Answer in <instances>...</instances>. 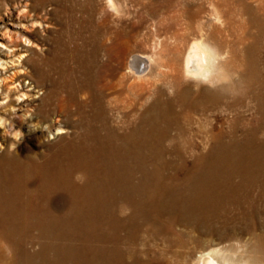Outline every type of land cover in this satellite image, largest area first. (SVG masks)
Returning <instances> with one entry per match:
<instances>
[{
    "label": "bare ground",
    "instance_id": "1",
    "mask_svg": "<svg viewBox=\"0 0 264 264\" xmlns=\"http://www.w3.org/2000/svg\"><path fill=\"white\" fill-rule=\"evenodd\" d=\"M99 1L100 0H98V2ZM76 5L77 4H75V6ZM196 8L199 9L198 7ZM107 12L108 11H106V13ZM126 14H127V11L125 9L124 15L122 17H124ZM75 15H78V14H75ZM57 16H61V15H57ZM83 17H85V14ZM92 19H93L92 22H94V18ZM201 24L203 26L202 22L199 23V25ZM101 26L102 28H104L103 25H100V27ZM90 27H87V28H90ZM192 27H193L192 21L190 20L188 21L187 19L186 22H182V29H184L185 31L187 29H190L191 30L190 34L193 33L194 36H198L199 34L195 33L196 31L194 30V28L192 30ZM138 30H139V27H138ZM185 31H183V33L178 34L180 37H182V39L188 38L186 36L187 34H185L186 33ZM81 32L83 33V31ZM58 35L56 34V38H58L57 37ZM74 35L76 36V33ZM156 35L160 36V33L156 31ZM178 35L175 33H173L172 35L165 33V35L163 36L162 42L160 43L163 44V46L169 45L168 43L164 44V42L166 40L169 42L168 39H172V38H175L176 40ZM105 38L107 39V37ZM135 38L137 39V37ZM70 41H73V39ZM126 41H127V38L125 39V42ZM116 46L117 45L115 44V47ZM140 47L142 46L140 45ZM124 48H126V46H124ZM234 50H235V47H234ZM111 51H114V50H112V47L110 46L109 50L106 51V54L111 55ZM163 51H164V48L160 50V55L158 56H156V54L149 55V54L141 53L142 51L135 52V54L133 55L131 59L130 64L128 62L129 71L131 74L135 76V78L132 80H129V78L126 79L124 78V76L121 75L122 76L120 77L121 79L120 80L118 79V82L115 83L116 86H119L120 92L119 93L117 92L118 94L113 97L108 96L109 91L106 92V89H108L109 86L107 87L108 82H104L105 76H106L104 74H103V77L101 75L99 76V78L97 77L99 81V85H98L99 89L98 91L96 90L97 93L91 94L90 92L92 90L89 91V93L91 94V100L89 101V103L86 104V107H78L75 110H73L71 106L68 105V103L62 102L63 97L59 95L60 93L57 94V97L55 96L56 98H58L57 104H60L61 108L63 107L61 111L63 114H65V116H67L64 119L63 117L62 118L60 117L59 120L62 123H64L63 124L64 127L71 130V133L59 136L56 139L57 141L55 142H57L60 145V147L52 150L50 154L46 152L48 155L45 157L44 160H41V159L39 160L37 158L32 159L30 157V160L26 162V161H23V159H18L16 157H9V155H8L9 158H0V226L3 224L6 230L10 227L12 229H15V228L21 229V227L23 226L31 225L33 227L36 225L35 227H33L34 229H37L45 233V227L47 225L48 226L50 225L51 227L47 228V232L50 231L53 233L54 231L53 227L58 228L59 226H61L58 221L63 220V224H68L64 228L62 233H59L61 234V236H63V239L68 238L66 237L67 234L68 236L72 235L75 239L78 236L83 237L82 243H78L79 241L77 240L78 242H76L74 239L70 241L74 240L75 243L74 242L73 243L71 242L68 244L59 243V242L56 243L55 240L57 241V239H59L58 237L50 240V243L48 242V244L42 241L43 242L41 243L42 244V248H41L42 255H41L39 264H176L177 261L189 256V255L185 256L186 253L184 254V252H182L184 249L181 251L176 247L177 245L182 243L184 240L183 238V236H185L184 230L179 228L181 231L173 236L166 234L167 236L165 237L164 245L161 246L159 244H156V245L154 244L153 246V243H150L148 233L146 234L144 232H141V229H144L143 228L144 226L147 227L146 231H149L151 230L150 229L151 225L159 224V220H162V222L165 221L167 223V226L168 225L173 226V224H180V225L183 224V225H189V226L192 225V226H195L196 228H199L200 231L202 232H208V233L210 232V233H213L214 235H217L219 238H224L225 236L228 237L229 235L231 237L232 232L233 233L241 232L242 234H244L243 232L247 233L249 230L247 227L249 223L246 224L245 222H243L242 224H245V225H241L240 221L238 220L239 217H237V215L235 216L230 215L231 211L228 210L230 205L235 204L239 208V210H237L238 211L237 213H239L241 209L243 211L242 213L248 217L254 214V212H260L261 205L260 206L255 205V202L258 199L264 198V142L261 143L260 140L249 136L247 133H243L244 138L242 140L238 135H236L237 133L234 130L233 132L229 133L228 136H230L231 139L229 138L228 142H222V139H221L223 136H225L224 131L222 129L223 126H221V123H220L222 121L221 120L222 115H220L221 110L224 107V104H226V106L227 105L231 106L234 103H236V101L239 100L238 99L239 96L232 98L230 96L222 95L219 91H212L208 89L207 87H203V86L197 89L191 82H185L182 76L183 61L179 64L177 62V57H178L177 55L170 57V58H167V57L164 58L162 57ZM196 54H197V50L192 49L191 55L195 56ZM114 55H116V53ZM47 56L48 55H46V58ZM105 56H102V57L104 58ZM119 59L121 60L122 58L119 57ZM126 59L123 62H125ZM42 66L43 65H41V67ZM41 67L36 66L35 68H32V72L34 73V75H36L37 77L39 76L38 80H41L42 78L47 77L46 76L47 73L42 69L43 67L42 68ZM48 68L50 67L48 66ZM111 68H113V66ZM121 73L123 72L120 71V74ZM21 75H22L21 72H17L16 76L15 75L14 76L18 79ZM95 83L96 82H94V84ZM111 85H114V84H111ZM12 86H15V84L12 83ZM89 86L92 87V85H89ZM169 87H171L172 91H174L175 93H172V91L170 93ZM70 92L72 95L75 94V89L71 88ZM250 93L252 94V92ZM178 108H180V110ZM35 111L38 112V110H35ZM114 112L116 113L117 118L114 116ZM192 112L194 113L197 112L205 118H209L213 115L214 119H216V123L215 124L213 123L214 125L213 127L211 126L212 127L211 129H208L206 126H203L201 123L199 125H195L196 116L195 115L193 116V114H191ZM43 115H47V114H43ZM73 116L76 117V118L74 117V121L76 120V127L74 129L71 127H67L66 125V122L69 121L70 118L73 119ZM173 126L177 128L176 134L169 133V130L174 128ZM162 129H164V131ZM168 135L174 136L173 138L171 137L172 142L169 144L167 143L164 144L163 140ZM197 136L199 138L202 137L204 139L212 138L215 144L208 151L201 150L200 152H198L196 150L198 146L194 143V139H195L194 137H197ZM239 138L241 139L242 142L240 141ZM177 140H180L182 143H185L184 146L183 144H179L178 142L176 143ZM33 150L35 149L33 148ZM19 152L20 151H18V153ZM170 154H174L177 160L176 162L177 164H174L175 163L174 162L172 163V165H170V162H166V157L167 155H170ZM163 157L165 158L163 159V161L160 160L162 163L160 162L161 164L159 165L158 161L159 159ZM19 158H21V156ZM191 159L193 160L192 165H190ZM77 173H83L84 176L86 177L83 183H78L75 181L74 177ZM57 191L64 192L65 193L64 196H66L70 202V205H69L70 207H68V210L63 214L54 213L56 211L54 212L48 211V208L46 207V204L49 203L48 201L45 202L47 197L51 199V194ZM247 200L248 202H251V203L247 204ZM216 205H219L220 208L217 207ZM120 206L121 208L125 209V211L128 212V214H126L124 218H122V213L119 211ZM215 207L219 209L217 208L215 209ZM86 211L88 212L89 215H87ZM209 214H215V215H218V217L220 216L219 218L220 223L205 222L207 221L206 216ZM256 215H258V213ZM137 217L139 219L136 221L135 219ZM159 217L166 218L167 220L159 219ZM21 220L23 221L21 222ZM30 221H32V224L29 223ZM231 222L234 225L230 224ZM130 223H132L133 226H131ZM55 224L57 225L55 226ZM93 225H95V227H98L97 228L98 230H95V231L90 230L89 226L92 227ZM105 228H109L108 231L104 233H101V231H99L100 229L104 230ZM171 230L173 229L171 228ZM9 232L11 233V231ZM28 234L30 235V233ZM178 234H181L182 236ZM49 236L50 235H48V237ZM2 238L4 239V237ZM22 238L24 237L22 236ZM68 239H71V238H68ZM21 244L23 245V243ZM36 255L37 254H35V256ZM6 257L7 256H5V258ZM27 260L29 261L30 259L28 258ZM32 264H35L34 260Z\"/></svg>",
    "mask_w": 264,
    "mask_h": 264
},
{
    "label": "rangeland",
    "instance_id": "2",
    "mask_svg": "<svg viewBox=\"0 0 264 264\" xmlns=\"http://www.w3.org/2000/svg\"><path fill=\"white\" fill-rule=\"evenodd\" d=\"M81 2L83 3V5ZM99 2H98V0L97 1L96 0H80V2H79V0H75V1L74 0H48V1L47 0H0V115L2 114V116H5L6 118H9V119H11L13 116H15V119L13 122L15 123L17 128H19V129L21 128V130L25 133L24 141H23V143H21L18 146L17 152L9 153L8 152V144L11 143V139L10 138L7 139L8 137H5L4 135H2L3 130L0 129V140H1L0 144H4V151L0 152V155H1L0 158L16 157L18 159H23V161L27 162L30 160V157L32 159H34L38 156L39 160L40 159L44 160L45 157L48 154H50V152H52V150L59 148L60 145L57 142H55L57 140L53 141L51 143V145H50V143L46 144L45 142H43V139H44L43 137H45L47 135V133L43 132L42 130L33 131L31 128V125L34 123H41V124L50 123V121L53 118L60 119V117L61 118L63 117V119H64L65 117H67L61 111L63 109V107L61 108V105L57 104L58 103V98H56L57 94L60 93L59 95L61 97H63L62 102L68 103V105H70L73 110H75L78 107H86V104L89 103V101L91 100V94L92 93L96 94L98 89H99V86H98L99 85V81H98L99 76L101 75L103 77V74H104V75H106L104 82H108L107 87L109 86L108 89H106V92L109 91L108 96L113 97V96L117 95L120 92V90H119L120 88H119V86H116L115 83L118 82V79L119 80L121 79L120 77L124 76V78H126V79L129 78V80H132L135 78V76L130 73L129 68H128V65L130 64L131 59H132L133 55L135 54V52H138V51L141 52L142 51L141 53H145V54H149V55L156 54V56H158V55H160V50H162L164 48V51L162 53V57L170 58V57L177 55L178 56L177 62L180 64L183 61V58L188 51V46L191 43L192 38L194 37L193 33L190 34V31H191L190 29H187L189 31H187V30L185 31L184 29H182V22H186L187 19H188V21L190 20L193 22L192 30L194 28V30L196 31L195 33H198V34H199L198 25L201 22L203 23V26H204L203 28H205L204 30L207 31L209 39L212 40L216 45H218V47L221 48V50H227L229 52V55H230L229 63H230V65L240 72V75H242L241 78H242L243 82L245 81L244 84H245L246 90L243 92L242 95L239 96V98H238L239 100L236 101L237 104L234 103L231 106H228V105L226 106V104H224V107L221 110L220 115H222L221 116L222 121L220 123H221V126H223L222 129H223L224 134H225V136H223L224 138L223 137L221 138L222 142H228L229 141L228 139L229 138L231 139V137L228 135H229V133L233 132V130L237 133L236 135H238L242 140L244 138L243 133H247L249 136L260 140L261 143L264 142V139L262 140V138H261L262 136H264V111H262V110H264V96H263L264 95V86H263L264 85V46H263L264 45V34H263L264 33V20H263L264 19V13H263V11H264V0H247V1L246 0H225V1L224 0H128V7L126 8L127 14L124 17H119V18L115 17L113 15V13L109 12L106 9V6L104 4V0H100ZM242 2H243V4H242ZM138 3H140V4H138ZM75 4H77V5L75 6ZM102 4H104V5H102ZM209 4L214 5L216 11L219 14L220 19L223 22L222 25L216 24L211 19L212 15L214 13H213L212 8L209 7ZM250 4L251 5L253 4L254 6L253 5L251 6ZM97 6H98V8H97ZM255 6L256 7L258 6V7L256 8ZM196 7H198L199 9H197ZM248 8L251 10H249ZM252 8H254V9H252ZM66 10H67V12H66ZM92 10L95 12H93ZM106 11H108V12L106 13ZM53 13H55V14H53ZM56 14L61 15V16H57ZM75 14H78V15H75ZM84 14H85V17H83ZM95 14H96V16H95ZM189 14H191V15H189ZM196 14H197V16H196ZM249 14H251L252 16ZM102 15H103V17H102ZM105 17L108 19H106ZM81 18H82V20H81ZM92 18H94V22H92L93 21ZM64 19L65 20L68 19V20L65 21ZM103 19H105L106 21ZM89 20H90V22H89ZM107 22H109V23H107ZM76 23H78V24H76ZM123 23H125V24H123ZM73 24L74 25L76 24V25L74 26ZM120 24H121V26H120ZM78 25H80V26H78ZM87 25H89V26H87ZM100 25H103V27L106 30L104 28H102V26L100 27ZM106 25H108V26H106ZM209 25H211L210 30L208 28ZM113 26H114V28H113ZM137 26L139 27V30H138ZM87 27H90V28H87ZM76 28H77V30H76ZM71 29H73V30H71ZM74 29L76 30V32ZM197 29H198V31H197ZM250 29H251V31H250ZM81 31H83V33ZM118 31H120V32H118ZM156 31L158 33H160V36L156 35ZM183 31L186 32L185 34H187L186 35L188 37L187 39H182V37H180L178 35L180 33H183ZM248 32L252 35H250ZM75 33H76V36L74 35ZM165 33H168L169 35H172L173 33L177 34L178 40L177 39L175 40V38L168 39L169 42L166 40L164 42V44L168 43L169 45L163 46V44H161L160 42H162V39H163V36L165 35ZM56 34L57 35L59 34L57 36L59 39L56 38ZM61 35H63V36H61ZM89 35H90V37H89ZM85 36H87V37H85ZM212 36H214V37H212ZM105 37H107V39ZM115 37H116V39H115ZM121 37H122V39H121ZM135 37H137V39ZM22 38L25 40H23ZM89 38H90V40H89ZM126 38H127V41L125 42ZM256 38L259 40H257ZM72 39H73V41H70ZM83 40L85 41V43ZM87 40H89V41H87ZM76 41H78V42H76ZM116 41H117V43H116ZM118 41H119V43L120 42L121 43L119 44ZM172 41H175V43H172ZM259 41H261V42H259ZM129 42H130V44H129ZM81 43H82V45H81ZM93 43L95 46L93 45ZM103 43H104V45H103ZM219 43H221L222 45ZM112 44H114V45H112ZM115 44L117 45L116 47H115ZM235 44H236V46H235ZM140 45L142 47H140ZM103 46H105V47H103ZM110 46L112 47V50H114V51H111V55H107L106 51L109 50ZM124 46H126V48H124ZM134 46H136V47H134ZM234 47H235V50H234ZM86 49H88V50H86ZM259 49H261V50H259ZM61 50H62V52H61ZM73 51H74V53H73ZM114 52L116 53V55H114L115 54ZM230 52H232V53H230ZM252 52H253V54H252ZM85 53H86V55H85ZM46 55H48L47 58H46ZM87 55H89V56H87ZM102 56H105V57L103 58ZM96 57H98V58H96ZM119 57L122 59L120 60ZM237 57H238V59H237ZM51 58H53V59H51ZM76 58H77V60H76ZM84 58H85V60H84ZM54 59H56V60H54ZM114 59H116V60H114ZM125 59H126V61L123 62ZM90 60H92V61H90ZM107 60H108V62H107ZM117 60H118L119 64H118ZM101 61L102 62L104 61V62L102 63ZM128 62H129V64H128ZM123 63H125V64H123ZM41 65H43L42 66L43 68L41 67ZM47 65L50 68H48ZM36 66L41 67L47 73L46 74L47 77H44L41 80H38L39 76L37 77L32 72V68H35ZM56 66H58V67H56ZM110 66L111 67L113 66V68H111ZM78 69H79V71H78ZM123 69H125V70H123ZM72 70H74V71H72ZM89 71H91V72H89ZM92 71H93V73H92ZM120 71L123 73L120 74ZM124 71H125V73H124ZM17 72H21V74H22L18 78L19 80L15 77ZM100 72H102V73H100ZM242 72H243V74H242ZM54 76L57 78H55ZM244 76H246V77H244ZM85 77H86V79H85ZM80 78H82V79H80ZM243 78L244 79L246 78V79L244 80ZM66 80H67V82H66ZM11 82L13 84H15V86H12ZM41 82H42V84H41ZM94 82H96V83L94 84ZM111 84H114L115 87H114V85H111ZM70 85H72V86H70ZM73 85L76 87H74ZM89 85H92V87H90ZM59 87H60V89H59ZM88 87L91 89H89ZM49 88H50V90H49ZM71 88L75 89V94H73V95L70 92ZM84 88L87 90H85ZM91 90L94 92H92ZM89 91H91L90 92L91 94L89 93ZM250 92H252V94ZM50 93H51V95H50ZM172 93H175V92L172 91ZM67 96H69V97H67ZM243 96L244 97L246 96V97L244 98ZM18 97L20 98L19 100L17 99ZM48 97H49V99L50 98L51 99L49 100ZM66 98H68V99H66ZM5 101H6V103H4ZM39 103H41V104H39ZM74 104H76V105H74ZM13 109H15V112H13ZM33 109H34V112H33ZM178 109L180 110V108H178ZM35 110H38V112ZM230 110H232V111H230ZM247 110H249V111H247ZM115 112H114V116L117 118ZM29 113H32L31 119L27 118ZM235 113H237V114H235ZM43 114H47V115H43ZM191 114H193V116L194 115L196 116L195 125H199L201 123L203 126H206L208 129H211L213 127V125L216 123V119H214L213 115L209 118H205L197 112L196 113L192 112ZM23 116L25 117V120L22 119ZM74 117L75 116H73V119L70 118L69 121L66 122L67 127H71L73 129L76 127V120L74 121ZM255 122H256V124H255ZM62 124H64V123H62ZM245 124L247 125V127ZM58 126L59 125L56 123H53L51 125V127L53 129H55ZM254 128H256V129H254ZM173 129H170L169 133L176 134L177 128L174 127ZM162 130L164 131V129H162ZM171 137L173 138L174 136H172V135L166 136L163 140L164 144L171 143L172 142ZM166 138H167V140H166ZM194 138H195L194 143L198 146V148H196V150L198 152H200L201 150L202 151H208L215 144V142L213 141L212 138L204 139L202 137L199 138L198 136L194 137ZM41 139H42V141H41ZM241 139H240V141H241ZM177 142L179 144H183V146L185 144V143H182L180 140H177L176 143ZM5 145H6V147H5ZM33 148L35 150H33ZM24 149H25V151H24ZM18 151H20V152L18 153ZM8 155H9V157H8ZM20 156H21V158H19ZM22 156H23V158H22ZM165 157L159 159V161H158L159 165L162 163L160 160L163 161V159ZM166 162H170V165H172V163H174V162H175L174 164H177L176 163L177 160H176L174 154L167 155ZM190 163H191L190 165H192V163H193L192 159L190 160ZM259 189H260V187H259ZM250 193H252V192H250ZM58 195H60V196H58ZM64 195H65L64 192L57 191V192H53L51 194V199H49L47 197L45 202L48 201L50 203V204L49 203L46 204L48 211H51V212L56 211V212H54L56 214L65 213L68 210V207H70L69 206L70 202L67 199V197ZM56 197L58 200L56 199ZM58 197L59 198L61 197L60 198L61 200ZM248 203H251V202H248V200H247V204ZM255 205H259V206L261 205V210H260V212H254V214H252L250 217L245 216L242 213L243 211L241 209H240L239 213H237L238 212L237 210H239V208L235 204L229 206L228 210L231 211L230 215H232V216L237 215V217H239L238 220L240 221L241 225H245V224H242L243 222H245L246 224L249 223L247 226L249 229L247 233L243 232L244 234H242L241 232L240 233H233L232 232L231 233L232 235L238 234L240 236H242V235L245 236L248 233H253V234H257L261 237H264V211H263L264 210V198L256 200ZM216 206L219 207V205H216ZM217 207H215V209ZM119 208H120L119 211L122 213V218H124L126 216V214H128V212L125 211V209L121 208V206ZM219 208H217V209H219ZM200 210H202V209H200ZM257 213H258V215H256ZM87 215H89L88 212H87ZM206 217H207V219H206L207 221H205V222H207V223H209V222L220 223V219H219L220 216L218 217V215L209 214ZM138 219L139 218L137 217L135 220L137 221ZM159 219L167 220L166 218H162V217H159ZM197 219H199V218H197ZM250 219H251V221H250ZM22 221L23 220H21V222ZM58 222L60 223L61 226H59L58 228L53 227V229L55 231V232L53 231V233L50 231L47 232V228L51 227L50 225L49 226L47 225L45 227V233H44L42 231L34 229L33 227H35L36 225L33 227L31 225L23 226V227H21V229L20 228L12 229L10 227L11 229L8 228L5 230V227L2 224L3 223L2 222L1 223L2 225L0 226L1 227L0 233L2 232L0 235V249L2 248L0 250V264H32L33 260L35 261V264H39L40 258L42 255L41 254V248H42L41 243L44 242V243L48 244V242L50 243V240L57 238V237L59 239H57V241L55 240L56 243L59 242V243L68 244L71 242L75 243V241L76 242L79 241L78 243L83 242V239H82L83 237L78 236L75 239L72 235L68 236V234L66 235V237L71 238V239H68V238L63 239V236H61V234H59V233H62V231L64 230V228L68 224H63V220L58 221ZM29 223L32 224V221H30ZM59 223H57V224H59ZM161 223L164 225H162ZM165 223H166L165 221L162 222V220H159V224L151 225V228H150L151 230L146 231L147 227L144 226L143 227L144 229H141V232H144L146 234L148 233L150 243H153V246H154V244L155 245L159 244L162 246V245H164L165 237L168 234L170 236H173V235H176L178 232H180L181 231L180 229H183L185 232V236H183L184 240L182 243H180L176 247L181 251L184 249L182 252H184V254L186 253L185 256L194 255L195 251L199 248L201 241L205 237L211 236L218 241L222 239V238H219L217 235H214L213 233L202 232V231H200L199 228H196L195 226H192V225L189 226V225H183V224L182 225L173 224V226H170V225L167 226V223L166 224ZM57 224H55V226ZM128 224H129V222H128ZM130 224H131V226H133L132 223H130ZM230 224L234 225L232 222ZM90 227L91 226H89V229L92 231L98 230L97 229L98 227H95V225H93L91 228ZM167 227H169V228H167ZM171 228L173 230H171ZM108 229L109 228H105L104 230L100 229L99 231H101V233H104V232L108 231ZM3 230H4V232H3ZM166 230H167V232H166ZM9 231H11V233ZM162 232H163V234H162ZM28 233H30V235ZM48 235H50V236L48 237ZM54 235L55 236L57 235V236L55 237ZM178 235H181V234H178ZM22 236L24 238H22ZM25 236L26 237L28 236L30 238H28V237L26 238ZM43 236H45V237H43ZM2 237H4V239ZM224 238L225 239L230 238V235L228 237L225 236ZM15 239L17 242L15 241ZM22 239L24 240V242ZM72 239H74L75 241L74 240L70 241ZM12 240H14V241H12ZM21 243H23V245ZM4 244H5V246H4ZM26 246H28V247H26ZM12 248H14V249H12ZM33 248H34V250H33ZM3 253H5V254H3ZM35 254H37V255L35 256ZM5 256H7L8 258L7 257L5 258ZM26 256H27V258H26ZM28 256H30L32 259ZM28 258L30 259L29 261L27 260ZM5 259H7V260H5Z\"/></svg>",
    "mask_w": 264,
    "mask_h": 264
},
{
    "label": "clouds",
    "instance_id": "3",
    "mask_svg": "<svg viewBox=\"0 0 264 264\" xmlns=\"http://www.w3.org/2000/svg\"><path fill=\"white\" fill-rule=\"evenodd\" d=\"M104 4L109 12L119 18L124 15V10L128 7V0H104ZM209 7L214 13L211 19L216 24L222 25L223 22L214 5L209 4ZM208 28L210 30L211 25ZM198 29L199 35L192 38L188 52L183 59V80L191 82L197 89L203 86L230 97L242 95L245 91V84L240 72L230 65L228 51L221 50L209 39L202 24L198 25ZM192 49L197 50L195 56L191 55ZM171 91L172 88L169 87V92ZM27 118L31 119L32 113H29ZM14 119L15 116L9 119L0 115V129L3 130L5 137L11 139L8 145L9 153L17 152L25 136V133L16 127ZM22 119L25 120V117L23 116ZM53 123L59 126L53 129L51 127ZM31 128L33 131L42 130L47 133L43 139L45 143H52L59 136L71 133V130L64 127L58 118H53L50 123H34ZM261 138L264 139V136ZM3 151L4 144H0V152ZM36 158L39 159L38 156ZM74 179L78 183H83L86 177L83 173H77ZM176 264H264V237L253 233L245 236L233 234L230 238H222L219 241L211 236L205 237L194 255L181 259Z\"/></svg>",
    "mask_w": 264,
    "mask_h": 264
}]
</instances>
